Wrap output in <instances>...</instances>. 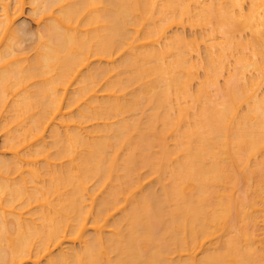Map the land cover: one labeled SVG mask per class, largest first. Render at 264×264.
I'll use <instances>...</instances> for the list:
<instances>
[{
  "label": "bare ground",
  "instance_id": "1",
  "mask_svg": "<svg viewBox=\"0 0 264 264\" xmlns=\"http://www.w3.org/2000/svg\"><path fill=\"white\" fill-rule=\"evenodd\" d=\"M0 134V264H264V0H0Z\"/></svg>",
  "mask_w": 264,
  "mask_h": 264
},
{
  "label": "rangeland",
  "instance_id": "2",
  "mask_svg": "<svg viewBox=\"0 0 264 264\" xmlns=\"http://www.w3.org/2000/svg\"><path fill=\"white\" fill-rule=\"evenodd\" d=\"M24 19L26 21H28L29 23H31L33 25V28L36 30L37 29V26L35 25V23L31 20V15L29 13V8L26 7V13H25V16H24ZM2 141H3V137L1 136L0 134V148H1V145H2Z\"/></svg>",
  "mask_w": 264,
  "mask_h": 264
}]
</instances>
